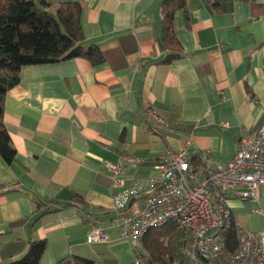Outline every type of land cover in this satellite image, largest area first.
Wrapping results in <instances>:
<instances>
[{"label":"crops","instance_id":"obj_1","mask_svg":"<svg viewBox=\"0 0 264 264\" xmlns=\"http://www.w3.org/2000/svg\"><path fill=\"white\" fill-rule=\"evenodd\" d=\"M80 1L84 43L97 45L103 62L23 67L3 100L15 158L6 164L0 156V248L16 237L45 239L41 264L69 255L134 264L139 241L121 237L108 167L123 168L127 188L157 177L155 161L167 149L187 148L192 162L211 168L234 157L238 140L264 120V0H186L174 14L180 55L159 64V0ZM71 192L109 214L84 224L70 206L32 227L30 219L8 227L33 215L31 195ZM228 205L235 225L264 232V184L254 199L231 197ZM96 224L104 239L91 241Z\"/></svg>","mask_w":264,"mask_h":264},{"label":"built area","instance_id":"obj_2","mask_svg":"<svg viewBox=\"0 0 264 264\" xmlns=\"http://www.w3.org/2000/svg\"><path fill=\"white\" fill-rule=\"evenodd\" d=\"M147 117L161 122L149 109ZM155 165L157 177L133 180L127 188L122 185L123 168L108 167L115 189L112 207L120 214L124 240H138L149 229L172 223L186 236L181 253L188 264H264V232L239 228L228 205L231 197L254 199L264 184V120L238 140L234 157L223 165L211 168L192 162L187 148L165 150ZM231 226L232 246L227 237ZM87 238L103 240L101 225L96 224ZM134 264L142 260L136 258Z\"/></svg>","mask_w":264,"mask_h":264},{"label":"trees","instance_id":"obj_3","mask_svg":"<svg viewBox=\"0 0 264 264\" xmlns=\"http://www.w3.org/2000/svg\"><path fill=\"white\" fill-rule=\"evenodd\" d=\"M210 1V0H208ZM186 0H159L160 45L163 57L154 63H167L179 57L180 45L175 36L174 14L185 11ZM84 3L80 0L52 2L49 0H0V156L6 164L15 158V149L4 125L3 100L7 91L18 83V73L23 67L86 59L92 64L103 62L99 47L84 43L80 16ZM2 187L0 186V189ZM4 192H0L2 194ZM29 195L31 193H28ZM34 213L10 222L8 227H18L30 219L36 225L48 214L74 206L81 212V222L100 220L107 211H94L84 197L71 192L62 199H43L31 195ZM114 213H119L113 209ZM234 228L228 230V243H234ZM3 233L0 234V236ZM184 232L172 223L149 229L138 239L143 251L134 245L142 264H188L181 253ZM165 240L167 243H165ZM182 240V241H181ZM45 239L32 241L16 237L0 248V264H41ZM55 264H95L91 258L69 255Z\"/></svg>","mask_w":264,"mask_h":264},{"label":"rangeland","instance_id":"obj_4","mask_svg":"<svg viewBox=\"0 0 264 264\" xmlns=\"http://www.w3.org/2000/svg\"><path fill=\"white\" fill-rule=\"evenodd\" d=\"M130 241H135V240H130ZM134 244H135L136 246L139 247V250H140V251H143L142 248H141V246H140V241H139V242L135 241ZM134 255H135L136 257H138V256H139L138 251H135ZM152 264H153V263H152Z\"/></svg>","mask_w":264,"mask_h":264}]
</instances>
